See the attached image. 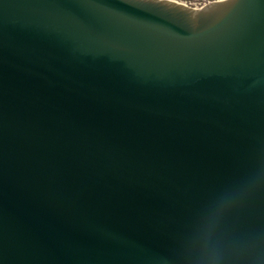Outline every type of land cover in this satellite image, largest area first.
I'll list each match as a JSON object with an SVG mask.
<instances>
[{
  "label": "water",
  "instance_id": "obj_1",
  "mask_svg": "<svg viewBox=\"0 0 264 264\" xmlns=\"http://www.w3.org/2000/svg\"><path fill=\"white\" fill-rule=\"evenodd\" d=\"M0 264H264V0H0Z\"/></svg>",
  "mask_w": 264,
  "mask_h": 264
},
{
  "label": "rangeland",
  "instance_id": "obj_2",
  "mask_svg": "<svg viewBox=\"0 0 264 264\" xmlns=\"http://www.w3.org/2000/svg\"><path fill=\"white\" fill-rule=\"evenodd\" d=\"M176 1L181 2L183 4H186V5H189V6H192V7H200L203 4H205L209 1H212V0H176Z\"/></svg>",
  "mask_w": 264,
  "mask_h": 264
}]
</instances>
